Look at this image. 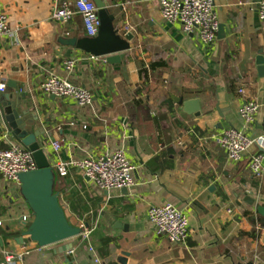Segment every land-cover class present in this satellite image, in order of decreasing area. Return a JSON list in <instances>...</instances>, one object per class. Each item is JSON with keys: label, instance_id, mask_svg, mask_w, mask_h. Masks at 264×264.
<instances>
[{"label": "crops", "instance_id": "0c3cea01", "mask_svg": "<svg viewBox=\"0 0 264 264\" xmlns=\"http://www.w3.org/2000/svg\"><path fill=\"white\" fill-rule=\"evenodd\" d=\"M214 1L224 37L217 34L216 44L205 47L164 19L159 0H105L119 34L127 35L129 26L134 36L122 61L110 64L61 44L86 37L80 17L68 24L52 18L64 0H0L11 30L0 39V85L23 96L39 116L47 134L40 143L52 167L119 149L137 167L129 189L102 191L74 168L58 177L55 193L67 219L91 235L46 248L16 242L26 231L23 218L33 216L17 199L19 185L0 176V264L9 256L15 264H264V217L255 208L264 207V177L257 179L249 167L262 148L255 145L234 163L217 144L230 128L264 138V77L256 65L264 55L263 0ZM72 59L77 64L68 72ZM52 74L87 88L92 103L81 108L44 95L40 86ZM192 100L199 101V117L185 111ZM247 102L260 107L251 125L240 115ZM4 135L21 145L0 113ZM56 141L63 144L58 154ZM166 203L189 218L185 245L157 237L148 220L151 207Z\"/></svg>", "mask_w": 264, "mask_h": 264}, {"label": "built area", "instance_id": "2783aa9c", "mask_svg": "<svg viewBox=\"0 0 264 264\" xmlns=\"http://www.w3.org/2000/svg\"><path fill=\"white\" fill-rule=\"evenodd\" d=\"M70 1L72 3H69ZM159 7L165 20L180 24L185 34L196 35L203 46L212 47L216 44L220 24L214 0H159ZM98 14L99 9L93 0H64L62 5L55 9L52 18L55 21L68 24L78 16L83 21L86 37L95 38L99 35L100 30ZM258 16L264 23V0L259 4ZM124 31L125 34H129L132 32V27H126ZM10 32L9 21L2 11L0 3V39L10 36ZM91 58L98 59L94 56ZM76 64L77 60H69L65 63V68L68 72H72ZM5 91L6 84H1L0 93ZM40 91L44 95L73 101L81 108L89 106L93 101V96L87 88L74 85L55 74L50 75L42 83ZM259 108L255 102H247L241 108L240 115L247 125L254 122ZM71 125L74 126L73 123ZM217 144L226 153L228 159L234 163L243 161L250 149L259 145L262 148V153L254 154L250 158L249 167L257 179L260 180L264 177V138L256 139L243 131L230 128L218 136ZM62 147L61 141L52 143V151L55 154H58ZM70 168L83 171L85 176L102 191L129 189L135 185L134 173L137 167L123 149L82 161L71 163L60 161L53 169L57 176L64 178L68 176ZM36 169L33 154L29 149L22 144L9 143L6 135L0 137V176L5 181L19 185L20 174ZM147 217L154 226V233L157 237H165L175 245L187 244L191 232L190 221L183 211L166 203L151 207ZM23 221L28 222V219L24 217ZM83 229L84 232L81 236L89 241L91 232L85 227ZM97 262L98 260H96ZM5 264H15V257L9 256Z\"/></svg>", "mask_w": 264, "mask_h": 264}, {"label": "water", "instance_id": "95a60500", "mask_svg": "<svg viewBox=\"0 0 264 264\" xmlns=\"http://www.w3.org/2000/svg\"><path fill=\"white\" fill-rule=\"evenodd\" d=\"M99 9L100 30L95 38L64 39L61 44L72 47L88 55L107 59L110 64L120 63L124 53L130 51V42L134 36L127 34L122 37L115 27V16L109 11L105 0H93ZM224 26H219V38L224 37ZM256 65L261 77H264V55L260 54ZM22 97L12 95L5 91L0 96L1 123L25 148L29 149L36 163L37 169L32 172L20 174L19 194L17 199H23L32 212L33 219L25 222L26 231L16 238L20 245L36 244L46 248L60 244L84 232L83 228L75 227L68 219L63 209L59 196L55 193L56 174L48 159L40 140L47 143V134L39 116L30 112L31 106L27 105ZM26 106V107H25ZM185 111L189 114L200 116L198 100L184 103ZM245 202L250 206L255 205V200L247 197ZM257 213L264 217V207L256 206ZM72 245L67 251L72 250Z\"/></svg>", "mask_w": 264, "mask_h": 264}, {"label": "trees", "instance_id": "16d2710c", "mask_svg": "<svg viewBox=\"0 0 264 264\" xmlns=\"http://www.w3.org/2000/svg\"><path fill=\"white\" fill-rule=\"evenodd\" d=\"M82 20V19H81ZM83 22V21H82ZM84 25V24H83ZM164 66V63H153L150 67H151V70L153 71H157L159 68L163 67ZM144 73V71H142ZM59 176L56 175V179L58 178ZM55 185H56V182H55Z\"/></svg>", "mask_w": 264, "mask_h": 264}]
</instances>
